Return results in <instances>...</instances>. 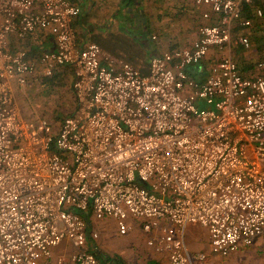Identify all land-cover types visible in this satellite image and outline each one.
I'll list each match as a JSON object with an SVG mask.
<instances>
[{"label":"built area","instance_id":"built-area-1","mask_svg":"<svg viewBox=\"0 0 264 264\" xmlns=\"http://www.w3.org/2000/svg\"><path fill=\"white\" fill-rule=\"evenodd\" d=\"M193 4L201 23L191 45L169 48L157 29L150 40L164 49L142 73L77 39L75 3L0 0V264H39L64 242L55 264H101L86 247L97 238L86 215L111 219L120 236L141 221L146 246L167 264H210L187 249L190 224L222 258L263 235L264 62L245 77L229 55L249 47L252 0ZM39 32L53 49L8 50L9 37ZM63 68L75 108L54 134L45 119H23L13 94Z\"/></svg>","mask_w":264,"mask_h":264},{"label":"rangeland","instance_id":"rangeland-1","mask_svg":"<svg viewBox=\"0 0 264 264\" xmlns=\"http://www.w3.org/2000/svg\"><path fill=\"white\" fill-rule=\"evenodd\" d=\"M192 15H194V17H190L191 15H189V13L180 12L170 13L164 16L160 15L161 20L155 21L153 29L157 27V29H159V32H161V30L162 32L163 30H165V32L169 36H174L171 38L167 37L166 40H162L166 42L167 47H188L194 40L197 31L196 29L200 24L199 18H196L195 14ZM247 32V30H243V33L245 35L248 34ZM139 36L140 35H138V37ZM158 38L159 40L157 42L161 41V39H163V36L159 35ZM176 38H178L179 41H177ZM152 43L155 45V42ZM169 44L171 46H169ZM163 49L164 48L159 45L157 49L158 53L162 52ZM141 51L142 57L141 60L138 61L139 64L137 66L129 63L126 59L123 58V56H116L109 51L107 52H109L115 58L121 59L131 66L135 67L136 69L140 70V66L146 67L150 59V52H148L147 54L145 49L143 48H141ZM213 55L214 49H211L209 52V57H212ZM229 55L235 62L237 58L243 59L248 64V66H254L255 63L261 61L257 54L255 46L251 45L247 49H244L237 45H232L229 50ZM205 63L206 62L202 63L201 66L198 67V69L203 70V66H205ZM61 77L62 82L60 86L55 87L49 92H46L45 86L43 87L42 85V78L37 75H33L27 79L23 87L15 90L13 94L17 108L23 119H45L51 124L54 134L57 133L62 120L71 115L75 108V102L71 90L72 76L71 74L64 72L62 73ZM140 223L141 221L133 222V229H131L124 238L116 237L117 233L115 224L113 222H110L108 218L100 221L91 220V231L97 234V238L94 241V246L96 248L95 253L97 254L98 259L102 261V254V257L107 256L113 260H117L119 258V260H123L125 264H147L148 262L150 264L152 262H155L156 264H163L159 259L163 260L164 256L153 253L152 250L146 246V236L140 229ZM185 236L187 242L189 243V247H187L189 251L194 253H203L206 249H208L206 241L202 240L203 236L197 235L198 238H194V236L191 235V232L188 233L187 231ZM263 237L264 235H262L260 238L262 239ZM256 241L254 245L249 248H245L244 251L233 254L228 258L215 259L211 264H264V244L260 245ZM204 243L206 244V246ZM62 247H64V250L67 252L68 244L66 242L63 243ZM58 251V255H53L52 257L54 258V261L55 259H57V257L68 254V252L65 253L61 249Z\"/></svg>","mask_w":264,"mask_h":264},{"label":"crops","instance_id":"crops-1","mask_svg":"<svg viewBox=\"0 0 264 264\" xmlns=\"http://www.w3.org/2000/svg\"><path fill=\"white\" fill-rule=\"evenodd\" d=\"M68 1L78 5L81 10V16L74 19L72 23V26L80 42L84 44L95 43L93 42V38L95 37H99L100 41L106 40L107 38L114 39L117 37H121L123 39L129 40L130 43L135 44L139 48L144 49L145 47L146 53L148 54V52H150L149 54L150 58L153 55L159 54L157 51L159 45L157 43H155L154 45L149 39L151 35L156 32L155 29L157 30V27L155 29H153V27L155 25L154 24L155 21L161 20L160 15L164 16L170 13H177V12L189 13V15H191L190 17H194V15L192 14H195L196 18H199L200 20V13H201V9L194 6L193 0H68ZM146 29H148L151 32L149 33V36L146 33ZM138 35L140 36L138 37ZM159 35L163 36V39L161 40H166L167 37L169 38L174 37L172 35L169 36L165 32V30H163V32L161 30V32H159ZM195 38H196V34L194 39ZM176 40L179 41L178 38H176ZM144 44L147 45L143 46ZM169 46L171 45L169 44ZM53 47H54L53 39L48 32H39L35 35L30 36L25 41L20 43L17 42L13 37H9L8 50L10 52H16L19 49H24L29 52L30 56L36 57L45 50L53 49ZM123 58L127 60V57L125 55L123 56ZM140 67L144 68L145 66L144 67L140 66ZM147 67H148V63L147 66L145 67L146 70ZM64 72L71 74L67 68L60 69L58 74L62 75V73ZM108 220L110 222H113L111 219ZM186 231L188 233L191 232V235L194 236V238L195 237L198 238L197 235L203 236V238L202 237L201 238L202 240L206 241L208 247V237L206 231L197 225H191V224L187 225L185 228L184 242L186 247H189V243L187 242L185 236ZM116 237L125 238V236H120L118 233ZM94 241L95 240L89 239L87 241L86 247L98 259L97 254L95 253L96 248L94 246ZM256 242H258L260 245H263L264 237L262 239L259 238ZM62 245L60 247L53 249L52 257L53 255L55 256L58 255L59 253L58 250L60 249L63 250V252L65 253L68 252V247L66 252L64 250V247H62ZM242 251H244V249H241L236 253H240ZM204 252L208 255L210 264L215 259L222 258L212 255L209 252V247ZM231 255L224 258H228ZM62 256H66V255L64 254ZM102 256L103 255L101 254L102 261L98 259L101 264H125L124 261L119 260L118 257L117 260H113L107 256L106 257H102ZM52 257L49 260H44V259L40 260L39 264H55L54 258ZM159 260H161L163 264H167L165 258L163 260L162 259ZM147 264L150 263L148 262ZM151 264H156V263L152 262Z\"/></svg>","mask_w":264,"mask_h":264},{"label":"trees","instance_id":"trees-1","mask_svg":"<svg viewBox=\"0 0 264 264\" xmlns=\"http://www.w3.org/2000/svg\"><path fill=\"white\" fill-rule=\"evenodd\" d=\"M261 10L262 11V17L258 20L256 17H254V10ZM81 16V13L78 17ZM77 17V18H78ZM243 17L253 19V25L252 27L247 29V35L249 38V46H255L257 54L261 61H258L254 64V66H248V64L241 58H237L236 65L239 68V71L241 75L245 77H250L253 74L256 73L255 67L259 62H264V0H252V4L245 7L243 12ZM146 33L149 36V33H151L148 29H146ZM150 40V39H149ZM93 42L97 43V45L102 50H107L111 52L112 54L116 56H126L127 61L135 66L139 64L138 61L141 60L142 57V51L141 48L136 46L135 44H132L129 42V40L123 39L121 37L117 38H107L106 40L100 41L99 37L93 38ZM145 46V44L143 45ZM145 49V47H144ZM240 50V49H239ZM141 51V52H140ZM263 60V61H262ZM140 71L142 73H146L145 68H141ZM62 82L61 74L54 75L50 78H42V85L45 86V91L49 92L55 87H59ZM85 221L87 225V232L91 229V220L90 216H85Z\"/></svg>","mask_w":264,"mask_h":264}]
</instances>
